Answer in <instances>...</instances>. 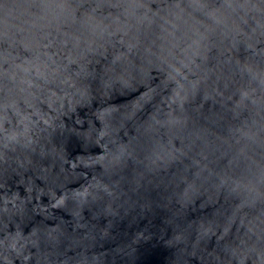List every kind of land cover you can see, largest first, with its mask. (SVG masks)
I'll return each instance as SVG.
<instances>
[{
  "label": "water",
  "instance_id": "water-1",
  "mask_svg": "<svg viewBox=\"0 0 264 264\" xmlns=\"http://www.w3.org/2000/svg\"><path fill=\"white\" fill-rule=\"evenodd\" d=\"M0 264H264V0H0Z\"/></svg>",
  "mask_w": 264,
  "mask_h": 264
}]
</instances>
